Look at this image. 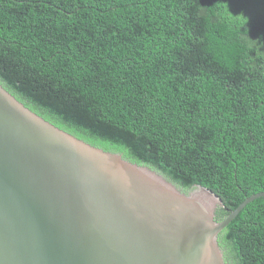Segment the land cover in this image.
Segmentation results:
<instances>
[{
	"label": "trees",
	"instance_id": "16d2710c",
	"mask_svg": "<svg viewBox=\"0 0 264 264\" xmlns=\"http://www.w3.org/2000/svg\"><path fill=\"white\" fill-rule=\"evenodd\" d=\"M0 82L60 128L190 189L224 219L264 191V0H0ZM264 264V196L218 235Z\"/></svg>",
	"mask_w": 264,
	"mask_h": 264
},
{
	"label": "water",
	"instance_id": "95a60500",
	"mask_svg": "<svg viewBox=\"0 0 264 264\" xmlns=\"http://www.w3.org/2000/svg\"><path fill=\"white\" fill-rule=\"evenodd\" d=\"M211 189L47 120L0 82V264H227Z\"/></svg>",
	"mask_w": 264,
	"mask_h": 264
},
{
	"label": "flooded vegetation",
	"instance_id": "af4514ba",
	"mask_svg": "<svg viewBox=\"0 0 264 264\" xmlns=\"http://www.w3.org/2000/svg\"><path fill=\"white\" fill-rule=\"evenodd\" d=\"M216 220H218V219H217V214H216ZM218 241H219V240H218ZM219 244H220V243H219ZM221 248H222V247H221ZM222 250H223V256H225V249L222 248ZM224 259H225V258H224ZM226 263L228 264L227 261H226Z\"/></svg>",
	"mask_w": 264,
	"mask_h": 264
},
{
	"label": "rangeland",
	"instance_id": "374dc122",
	"mask_svg": "<svg viewBox=\"0 0 264 264\" xmlns=\"http://www.w3.org/2000/svg\"><path fill=\"white\" fill-rule=\"evenodd\" d=\"M127 158V157H126ZM129 159V158H128ZM131 160V159H130ZM133 161V160H132ZM140 164H145V163H140ZM146 166H148L149 168H152L153 169V167H151L150 165H147V164H145ZM165 175V174H164Z\"/></svg>",
	"mask_w": 264,
	"mask_h": 264
}]
</instances>
